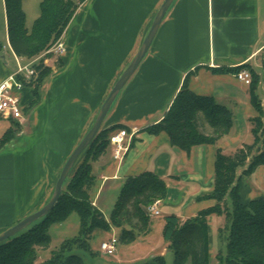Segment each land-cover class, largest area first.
I'll list each match as a JSON object with an SVG mask.
<instances>
[{
	"label": "crops",
	"instance_id": "obj_1",
	"mask_svg": "<svg viewBox=\"0 0 264 264\" xmlns=\"http://www.w3.org/2000/svg\"><path fill=\"white\" fill-rule=\"evenodd\" d=\"M163 2L80 3L60 36L65 46L61 64L45 80L37 99L32 86L26 85L19 92L23 118L0 116V234L49 201L66 160L92 127ZM2 4L0 82L17 68L3 0ZM263 44L264 0H174L148 52L116 96L101 126L126 129L130 138L121 159L114 157L110 143L93 162L97 185L103 188L118 182L122 186L126 178L151 171L165 181L166 195L158 207L166 215L187 219L213 207L216 200L207 196L214 190L217 148L230 153L242 144L253 143L252 118L259 116V111L251 102L249 85L235 73H215L212 68L253 66L260 76L258 94L264 109V65L259 52ZM187 75L194 93L214 98L234 115L228 135L216 143L196 145L189 152L173 145L166 132L146 130L164 117ZM13 125L18 126V132L1 143ZM204 127L211 132L207 123ZM240 174L242 201L264 198V165L251 175ZM223 222L224 216L217 214L207 218L213 258ZM153 223L152 218L148 236ZM166 251L163 244L154 254Z\"/></svg>",
	"mask_w": 264,
	"mask_h": 264
},
{
	"label": "trees",
	"instance_id": "obj_2",
	"mask_svg": "<svg viewBox=\"0 0 264 264\" xmlns=\"http://www.w3.org/2000/svg\"><path fill=\"white\" fill-rule=\"evenodd\" d=\"M3 1L12 49L17 55L33 58L58 40L80 3L85 0H41L39 16L31 28L26 25L23 0ZM60 62L58 58L55 64L59 66ZM36 67L40 69L39 77L26 84L32 86L35 99L44 80L52 73V67L43 66L42 62ZM242 68L251 72V102L259 111V116L252 118L255 139L253 143L242 144L230 153L217 148L214 190L207 196L216 200L213 207L187 219L176 214L166 215L162 237L166 253L171 251L174 255L173 264H210L213 257L209 252L207 218L211 214L224 216V222L218 229L223 248H219L214 257L218 264H264V198L244 203L240 194V172L251 175L264 165V109L258 94L260 76L249 64L233 68L217 67L212 71L236 74ZM188 78L187 75L164 117L146 128L152 134L166 132L173 145L187 152L196 145L216 143L228 135L234 119L233 112L214 98L194 93ZM202 118L211 127V132L205 131ZM116 127L101 129L97 133L84 150L87 151L84 159L80 163L77 159L64 181L56 205L48 214L0 242V264H85L82 255L72 253V250L90 251V240L95 230L120 228L118 240L124 244H132L149 232L151 216L144 207L166 195L165 181L155 173L144 171L126 178L109 219L91 197L98 181L93 162L106 151L109 137L117 131ZM18 130V126L13 125L5 132L1 143L9 141ZM72 213L79 217L78 236L64 241L57 250L51 249L50 256L38 263L41 258L39 249L50 248L51 225L63 223ZM165 254H153L143 264H167Z\"/></svg>",
	"mask_w": 264,
	"mask_h": 264
},
{
	"label": "rangeland",
	"instance_id": "obj_3",
	"mask_svg": "<svg viewBox=\"0 0 264 264\" xmlns=\"http://www.w3.org/2000/svg\"><path fill=\"white\" fill-rule=\"evenodd\" d=\"M40 1L41 0H23V8L27 15L26 25L28 28L32 27L35 19L37 18L40 12ZM0 32H1V40H4L2 0H0ZM4 53L6 54V52ZM44 53L45 51L42 52L41 54ZM49 56H51V54H49L48 57ZM55 59H56L55 56L52 55L51 59L47 64L42 62L43 66H50L52 67V71H53L57 67V64H55L56 61ZM262 78H264V76ZM201 121L203 123H206L203 118ZM204 128L205 131L208 132V129L206 127ZM116 183L112 184V182H110V184H106L103 188H101L100 183H98V185H96L93 188L91 193L92 199L95 200V203L101 209V211L104 213L107 219L110 218L113 206L115 204V201L117 199V196L121 188L120 186L121 183L120 185H118V182ZM152 218L154 223L151 226L152 230L149 236L148 233H147V237L145 238H143L144 235H142L143 237L141 236L133 244H124L119 241L117 244L116 252L113 255H108L105 251H103L101 249V243L104 241H109L114 236L119 239L120 228L117 227H112L109 230H95L90 240L91 250L84 251L82 249L74 248L72 250V253L82 255L85 264H143V262L149 259L151 255H153L156 252H159V249L163 245L162 231L166 219V213L161 212L159 215H154L153 217H151V220ZM79 230H80V222H79V217L76 213H72L68 217V219L63 223H59V224L57 223L51 225L49 230V234L51 235L52 238L50 248L48 250H43V251L39 249V253H41V258L38 259V263H40L44 259H47L50 256L51 249L57 250L60 248V246L63 244L64 241L70 240L78 236ZM216 239L218 240L217 243H219L218 249L223 248L222 242L218 237V233ZM165 259L167 261V264H173V260H174L173 253L171 251H168L165 254ZM186 264H190V263L187 262ZM210 264H218L217 259L211 258Z\"/></svg>",
	"mask_w": 264,
	"mask_h": 264
},
{
	"label": "built area",
	"instance_id": "obj_4",
	"mask_svg": "<svg viewBox=\"0 0 264 264\" xmlns=\"http://www.w3.org/2000/svg\"><path fill=\"white\" fill-rule=\"evenodd\" d=\"M65 46L60 38L48 49L44 54H40L33 58H28L15 54L17 61V68L14 72L8 75L3 81L0 82V116L7 120H19L23 118L21 98L19 92L26 86L37 79L39 70L37 65L40 62L47 64L51 56H55V60L60 58L64 53ZM262 54L264 65V44L259 49ZM47 54V56H46ZM51 56L48 57V55ZM238 80L246 85L251 83V72L247 68H242L236 74ZM128 134L126 129H120L113 132L109 139L110 143L114 146V157L121 159L123 154L127 151L128 145L126 144ZM160 200L144 207L145 212L149 216L159 215L160 209L158 207ZM119 240L117 237H112L109 241L101 243V249L108 255H113L116 252Z\"/></svg>",
	"mask_w": 264,
	"mask_h": 264
},
{
	"label": "water",
	"instance_id": "obj_5",
	"mask_svg": "<svg viewBox=\"0 0 264 264\" xmlns=\"http://www.w3.org/2000/svg\"><path fill=\"white\" fill-rule=\"evenodd\" d=\"M174 0H164L160 8L158 9L152 24L150 26V29L145 36L140 48L138 49L137 53L131 60V62L128 64V66L125 68V70L122 72L118 80L115 82L114 86L112 87L110 93L108 94L107 98L103 102L100 111L92 125V127L89 129V131L86 133V135L82 138V140L78 143V145L75 147L73 152L70 154L68 159L66 160L60 175L55 183L54 191L49 199V201L39 210L29 214L22 220L18 221L13 226L9 227L7 230L2 232L0 234V242L8 239L9 237L19 233L26 227H28L33 222L37 221L39 218L45 216L48 214L56 205L61 193L64 181L69 176L71 169L75 165L77 159L81 155V153L89 146V144L92 142V140L95 138L97 133L100 131L101 126L104 122V119L114 102L116 96L121 91V89L124 87V85L128 82V80L131 78V76L134 74L136 69L138 68L140 62L148 52L154 37L158 31V28L169 9L170 5L172 4Z\"/></svg>",
	"mask_w": 264,
	"mask_h": 264
}]
</instances>
